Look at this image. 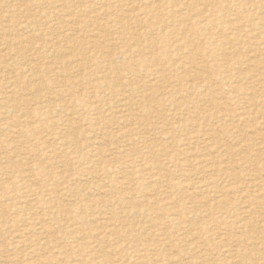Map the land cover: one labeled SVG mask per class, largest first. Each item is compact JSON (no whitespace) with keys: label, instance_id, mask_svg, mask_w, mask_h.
I'll use <instances>...</instances> for the list:
<instances>
[{"label":"rangeland","instance_id":"obj_1","mask_svg":"<svg viewBox=\"0 0 264 264\" xmlns=\"http://www.w3.org/2000/svg\"><path fill=\"white\" fill-rule=\"evenodd\" d=\"M69 1L85 11L68 14L63 0L0 1V264H264V0H217L233 3L221 23L205 9L215 0ZM236 55L231 68L226 57ZM111 66L122 93L103 83ZM244 69L256 83L237 77Z\"/></svg>","mask_w":264,"mask_h":264},{"label":"bare ground","instance_id":"obj_2","mask_svg":"<svg viewBox=\"0 0 264 264\" xmlns=\"http://www.w3.org/2000/svg\"><path fill=\"white\" fill-rule=\"evenodd\" d=\"M0 1L5 2V1H8V0H0ZM105 1H106V0H105ZM114 1H115V0H114ZM129 1H130V0H128V2H129ZM131 1H132V0H131ZM141 1H143V0H141ZM147 1H148V0H147ZM175 1H176V0H167V2H168L170 5H172V6H175V5H176V2H175ZM191 1H192V0H191ZM203 1H204V0H203ZM208 1H210V0H208ZM212 1H213V0H212ZM215 1H216V2H214L212 5H217L216 3L219 2V1H217V0H215ZM49 2H50V1H49ZM63 2L65 3V6L68 7V3H69L70 1H69V0H63ZM74 2H75V1H74ZM76 2H78V0H77ZM76 2H75V3H76ZM103 2H104V1H103ZM109 2H111V0H110ZM115 2H116V1H115ZM128 2H127V3H128ZM186 2H187V1H186ZM206 2H207V1H206ZM222 2H223V1H220V2H219L218 8L216 7L217 9H216V8H212V7H210V6H212V5H210V6L208 5L207 8H205L207 11H210V12H209L210 14H211V12H214L215 14L217 13V15H216V16H213V17H216V18H217V22H218V23H221V20H222V18H223V15H222L223 12H222V11L225 10L224 8H226V10H227V8H230V7H229L230 5H233V3H231V2H226L227 7H225L224 3H222ZM6 3H10V2H6ZM13 3H14V2H13ZM26 3H27V2H26ZM54 3H55V2H54ZM113 3H114V2H113ZM124 3H125V1H124ZM124 3H123V4H124ZM150 3H151V1H150ZM179 3L182 4L181 2H179ZM19 4H20V3H19ZM29 4H30V3H29ZM51 4H53V3H51ZM59 4H60V2H59ZM118 4H119V2H118ZM118 4H117V5H118ZM185 4H186V3H185ZM254 4H255V3H254ZM56 5H57V4H56ZM56 5H55V6H56ZM86 5H87V4H86ZM86 5H85V6H86ZM182 5H183V4H182ZM49 6H50V5H49ZM55 6H54V7H55ZM72 6H76V5L74 4V5H71L70 7L72 8ZM77 6H78V5H77ZM79 6H80V4H79ZM164 6H165V5H164ZM180 6H181V5H180ZM184 6L186 7L187 5H184ZM191 6H192V5H191ZM191 6H190L189 8H193V7H191ZM252 6H254V5H252ZM261 6H262V5H261ZM51 7H52V6H51ZM70 7H68V8H70ZM82 7H83V6H82ZM127 7H128V6H127ZM131 7H132V6H131ZM181 7H182V6H181ZM185 7H184V8H185ZM262 7H263V6H262ZM10 8H11V7H10ZM13 8H14V7H13ZM60 8H61V7H60ZM60 8H59V10H61ZM116 8H117V7H116ZM209 8H211V9H209ZM254 8H256V6H255ZM50 9H51V8H50ZM56 9H57V8H56ZM122 9H123V8H122ZM186 9H187V8H186ZM212 9H213V10H212ZM263 9H264V7H263ZM26 10H27V9H26ZM70 10H71V9H69V11H70ZM128 10H129V9H128ZM153 10H154V9H153ZM184 10H185V9H184ZM192 10H193V9H192ZM192 10H191V11H192ZM54 11H55V13H56V10H54ZM61 11H62V10H61ZM67 11H68V10H67ZM83 11H85L84 8H80V7H79V8L77 9L76 7H74V8H72L71 13H68V14L77 15V14L83 12ZM88 11H89V10H88ZM88 11H87V12H88ZM104 11H105V10H104ZM130 11H131V10H130ZM171 11H172V10H171ZM182 11H183V10H182ZM187 11H188V10H187ZM258 11H259V10H258ZM0 12H1V11H0ZM197 12H198V11H197ZM221 12H222V13H221ZM227 12H228V10H227ZM1 13H2V12H1ZM40 13H41V12H40ZM143 13H144V12H143ZM201 13H202V12H201ZM201 13H199V14H201ZM207 13H208V12H207ZM214 13H213V14H214ZM35 14H37V13H35ZM47 14H48V13H47ZM63 14H64V13H63ZM82 14H83V13H82ZM118 14H119V13H118ZM135 14L138 15V14H140V13H135ZM144 14H145V13H144ZM144 14H143V15H144ZM146 14H147V12H146ZM190 14H191V13H190ZM202 14H203V13H202ZM202 14H201V15H202ZM205 14H206V13H205ZM223 14H224V13H223ZM226 14H227V13H226ZM256 14L258 15L257 18L260 19V22H261L262 20H264V19L262 18V17H263V13H262V14H261V13L258 14L257 11H256ZM57 15H58V13H57ZM97 15H98V14H97ZM140 15H141V14H140ZM171 15H172V14H171ZM182 15H184V14H182ZM206 15H208V14H206ZM0 16H1V15H0ZM5 16H6V15H5ZM59 16H60V15H59ZM99 16H100V15H99ZM99 16H98V17H99ZM104 16H105V15H104ZM131 16H134V15H131ZM184 16H185V15H184ZM195 16H197V15H195ZM209 16H210V15H209ZM209 16H208V17H209ZM54 17H55V15H54ZM65 17H66V16H65ZM68 17H69V16H68ZM96 17H97V16H96ZM126 17H127V16H126ZM150 17L153 18V16H150ZM189 17H190V16H189ZM199 17H200V15H199ZM10 18H11V17H10ZM39 18H40V17H39ZM52 18H53V16H52ZM56 18H57V17H56ZM61 18H62V17H61ZM124 18H125V17H124ZM127 18H128V17H127ZM129 18H130V16H129ZM142 18H144V17H142ZM142 18H139V19H138V20L141 22V23H140L141 25L139 24L140 26H142V23H144ZM184 18H185V17H184ZM195 18H196V17H195ZM205 18H206V17H205ZM216 18H215V19H216ZM232 18H233V17H232ZM257 18H256V19H257ZM0 19H1V17H0ZM3 19H4V18H3ZM31 19H33V18H31ZM40 19H41V18H40ZM40 19H39V20H40ZM98 19H99V18H98ZM113 19H114V18H113ZM115 19H116V18H115ZM149 19H150V18H149ZM157 19H158V18H157ZM157 19H156V20H157ZM160 19H162V18H160ZM179 19H180V18H179ZM186 19H187V18H186ZM200 19H202V17H201ZM209 19H210V18H209ZM235 19H236V18H235ZM33 20H34V19H33ZM37 20H38V19H37ZM47 20H48V19H47ZM51 20H52V19H51ZM55 20H56V19H55ZM67 20H68V18H67ZM91 20H92V19H91ZM126 20H127V19H126ZM133 20H134V19H133ZM133 20H130V21H133ZM136 20H137V19H136ZM1 21H3V20L1 19ZM49 21H50V20H49ZM49 21H48V23H49ZM235 21H236V20H235ZM9 22H11V21H9ZM33 22H34V21H33ZM36 22H37V21H36ZM36 22H35V23H36ZM50 22H51V21H50ZM68 22H69V21H68ZM95 22H96V21H95ZM101 22H102V21H101ZM113 22H114V21H113ZM145 22H146V21H145ZM148 22H149V21H147V23H148ZM206 22H209V21H206ZM206 22H205V23H206ZM230 22H231V21H230ZM233 22H234V21H232V24H233ZM13 23H14V22H13ZM13 23H12V24H13ZM17 23H18V22H17ZM31 23H32V22H29V21H28L27 23H24V24H25L26 26L29 27L30 25H32ZM35 23H34V24H35ZM46 23H47V22H46ZM69 23H70V22H69ZM153 23H156V21H154ZM196 23H197V22H196ZM198 23H200V22H198ZM205 23H204V24H205ZM225 23H226V21H225ZM238 23H239V22H238ZM261 23H262V22H261ZM34 24H33V25H34ZM62 24H63V23H62ZM67 24H68V23H67ZM70 24H71V23H70ZM93 24H94V23H93ZM114 24H115V23H114ZM116 24H117V22H116ZM116 24H115V25H116ZM130 24H131V23H130ZM130 24L128 23V25H130ZM134 24H135V22H134ZM151 24H152V23H151ZM179 24H180V22H178V25H179ZM228 24H229V23H228ZM232 24H230V25H232ZM255 24H256L255 22H254V23H251L252 28L254 27ZM10 25H11V23H10ZM13 25H15V24H13ZM16 25H17V24H16ZM44 25H46V24H44ZM63 25H64V24H63ZM63 25H62V26H63ZM119 25H122V24H119ZM149 25H150V24H149ZM152 25H153V24H152ZM155 25H156V24H155ZM155 25H153V26H155ZM178 25H177V26H178ZM218 25H221V24H218ZM52 26H53V25H52ZM60 26H61V25H60ZM64 26H65V25H64ZM130 26L132 27V25H130ZM146 26H147V25H146ZM182 26H184V25L182 24ZM227 26H228V25H227ZM251 26H250V27H251ZM256 26H257V25H256ZM45 27H46V26H45ZM47 27H48V26H47ZM58 27H59V26H58ZM119 27H120V26H119ZM122 27H123V26H122ZM151 27H152V26H151ZM164 27H165V26H164ZM232 27H233V26H232ZM234 27H235V26H234ZM234 27H233V28H234ZM142 28H143V26H142ZM146 28H147V27H146ZM167 28H168V27H167ZM208 28H209V27H208ZM212 28H213V26H212ZM233 28H232V29H233ZM257 28H258V27H256L255 30H257ZM19 29H21V28H19ZM49 29H50V28H49ZM61 29H62V27H61ZM123 29H124V28H123ZM137 29H139V28H136V30H137ZM147 29H148V28H147ZM163 29H164V28H163ZM163 29H162V30H163ZM186 29H187V28H186ZM202 29H203V27H202ZM217 29H218V28H217ZM237 29H238V28H237ZM9 30H10V29H9ZM21 30H22V29H21ZM30 30H31V29H30ZM52 30H53V28H52ZM102 30H104V29H102ZM102 30H101V31H102ZM166 30H167V29H166ZM173 30H174V29H173ZM173 30H172V32H173ZM180 30H181V29H180ZM205 30H206V28H205ZM210 30H212V29H210ZM225 30H226V29H225ZM249 30H251V29H249ZM252 30H253V29H252ZM7 31H8V30H7ZM39 31H40V30H39ZM73 31H74V30H73ZM159 31H161V30H159ZM175 31H176V30H174V33H175ZM207 31H208V29H207ZM219 31H220V29H219ZM221 31H222V30H221ZM221 31H220V32H221ZM45 32H46V31H45ZM75 32H76V31H75ZM220 32H219V33H220ZM2 33H3V31H2ZM5 33H7V32L5 31ZM47 33H49V32H47ZM71 33H72V32H71ZM98 33H99V32H98ZM130 33H131V32H130ZM161 33H162V32H161ZM169 33H170V32H169ZM184 33H185V32H184ZM222 33H223V32H222ZM244 33H245V32H244ZM249 33H250V31H249ZM9 34H10V32H9ZM44 34H45V33H44ZM51 34H52V32H51ZM51 34H50V36H52ZM131 34H132V33H131ZM162 34H163V33H162ZM164 34H165V33H164ZM164 34H163V35H164ZM170 34H172V33H170ZM185 34H187V33H185ZM185 34H184V35H185ZM256 34H257V33H256ZM0 35H1V34H0ZM38 35H40V36L42 35L41 31L38 32L37 35H35V36H38ZM69 35H70V34H69ZM123 35H125V34H123ZM175 35H176V34H175ZM244 35H245V34H244ZM244 35H243V36H244ZM249 35H250V34H248V36H249ZM251 35H252V34H251ZM251 35H250V36H251ZM257 35H258V34H257ZM260 35H261V34H260ZM11 36H13V35H11ZM11 36H10V37H11ZM40 36H38V37H40ZM143 36H144V35H143ZM145 36H146V35H145ZM170 36H173V34L170 35ZM181 36H182V35H181ZM250 36H249V37H250ZM254 36H255V35H254ZM263 36H264V35H263ZM53 37H54V36H53ZM53 37H52V38H53ZM59 37H60V36H59ZM93 37H94V36H93ZM192 37H193V36H192ZM207 37H208V36H207ZM214 37H215V36H214ZM217 37H219V36L217 35ZM255 37H256V36H255ZM90 38H91V37H90ZM99 38H100V36H99ZM99 38H98V39H99ZM102 38H103V37H102ZM127 38L129 39V37H127ZM168 38H169V37H168ZM171 38H172V37H171ZM173 38H174V37H173ZM193 38H194V37H193ZM193 38H192V39H193ZM215 38H216V37H215ZM220 38H221V37H220ZM225 38H226V37H225ZM253 38H254V37H253ZM256 38H257V37H256ZM19 39H20V38H19ZM27 39H28V38H27ZM61 39H62V38H61ZM61 39H60V40H61ZM192 39H191V40H192ZM210 39H211V38H210ZM218 39H219V38H218ZM226 39H227V38H226ZM248 39H250V38H248ZM257 39H258V38H257ZM257 39H256V40H257ZM260 39H261V36H260ZM13 40H14V38H13ZM24 40H25V39H24ZM28 40H30V39H28ZM42 40H43V38H42ZM58 40H59V39H58ZM62 40H63V39H62ZM103 40H104V38H103ZM129 40H130V39H129ZM174 40H175V39H174ZM179 40H180V39H179ZM191 40H190L188 43H190ZM215 40H217V39H214V41H215ZM223 40H224V39H223ZM223 40H222V41H223ZM262 40H264V39L262 38ZM37 41H38V40H37ZM52 41H53V40H52ZM142 41H143V40H142ZM151 41H152V40H151ZM177 41H178V40H177ZM194 41H195V40H194ZM214 41H213V43H215ZM238 41H239V38L236 37V38H228V41H227V42L233 44V43H236V42H238ZM248 41H249V40H248ZM248 41H247V42H248ZM15 42H16V44L23 45V42L20 41V40L15 39ZM48 42H49V41H48ZM109 42H110V41H109ZM125 42H126V40H125ZM152 42H153V41H152ZM158 42H160V41H158ZM182 42H183V41H182ZM249 42H250V41H249ZM9 43H10V42H9ZM26 43H27V42H26ZM41 43L43 44V42H41ZM44 43H45V41H44ZM46 43H47V42H46ZM61 43H63V42H61ZM90 43H91V42H90ZM183 43H184V42H183ZM192 43H193V42H192ZM192 43H191V44H192ZM222 43H223V42H222ZM12 44H14V43L12 42ZM31 44H32V43H31ZM144 44H145V43H144ZM191 44H190V45H191ZM197 44H198V43H197ZM219 44H220V43H219ZM35 45H36V44H35ZM55 45H56V44H55ZM92 45H93V44H92ZM100 45H101V44H100ZM176 45H177V44H176ZM183 45H186V44H183ZM225 45H226V43H225ZM12 46H14V45H12ZM24 46H26V45H24ZM40 46H41V45H40ZM43 46H44V45H43ZM48 46H49V45H48ZM72 46H73V45H72ZM110 46H111V45H108V47H110ZM162 46H163V45H162ZM227 46H228V45H227ZM229 46H231V45H229ZM7 47H8V46H7ZM17 47H18V46H17ZM17 47H16V48H17ZM19 47H20V46H19ZM19 47H18V48H19ZM30 47H31V45H30ZM33 47H34V46H33ZM53 47H54V46H52V48H50V49H54ZM55 47H56V46H55ZM90 47H91V46H90ZM128 47H129V46H128ZM139 47H140V45H139ZM184 47H185V46H184ZM225 47H226V46H225ZM5 48H6V47H5ZM9 48H10V47H9ZM18 48H17V49H18ZM36 48H37V47H36ZM59 48H61V47L59 46ZM97 48H98V47H97ZM97 48H96V49H97ZM106 48H107V47H106ZM174 48H175V47H174ZM206 48H207V47H206ZM226 48H227V47H226ZM236 48H237V47H236ZM248 48H249V46H248ZM28 49H29V48H28ZM38 49H39V48H38ZM50 49H49V50H50ZM82 49H83V47H82ZM167 49H168V48H167ZM179 49H180V48H179ZM199 49H200V48H199ZM227 49H228V48H227ZM5 50H6V49H5ZM93 50H94V49H93ZM192 50H193V48H192ZM194 50H195V49H194ZM194 50H193V51H194ZM196 50H198V49H196ZM202 50H206V49L203 47ZM202 50H201V51H202ZM228 50H230V49H228ZM31 51H33V50H31ZM57 51H59V50H57ZM86 51H87V50H86ZM144 51H145V50H144ZM172 51H173V50H172ZM190 51H191V50H190ZM190 51H189V52H190ZM214 51H216V50H214ZM221 51H223V50H221ZM221 51H220V52H221ZM12 52H13V51H12ZM25 52H26V51H25ZM44 52H45V50H44ZM107 52H108V51H107ZM125 52H127V50H126ZM147 52H148V51L146 50V53H147ZM216 52H217V51H216ZM218 52H219V51H218ZM220 52H219L218 55H220ZM234 52H235V51H234ZM236 52H237V51H236ZM5 53H6V52H5ZM16 53H17V52H16ZM23 53H24V52H23ZM30 53H31V52H30ZM74 53H75V52H74ZM77 53H78V52H77ZM77 53H75V54H77ZM144 53H145V52H144ZM158 53H159V52H158ZM172 53H174V51H173ZM210 53H213V52H210ZM210 53H209V55H210ZM7 54H8V52H7ZM36 54H37V53H36ZM43 54H44V53H43ZM45 54H46V53H45ZM75 54H74V55H75ZM140 54H141V52H140ZM174 54L176 55V52H175ZM177 54H178V52H177ZM186 54H187V52H186ZM190 54H191V53H190ZM190 54H189V56H190ZM193 54H194V52H193ZM197 54H198V53H197ZM216 54H217V53H216ZM230 54H231V53H230ZM230 54H229V55H230ZM233 54H234V53H233ZM29 55H30V54H29ZM29 55H28V56H29ZM33 55H34V54H33ZM77 55H79V53H78ZM122 55H123V54H122ZM124 55H125V54H124ZM131 55H132V54H131ZM131 55H130V56H131ZM157 55H158V54H157ZM160 55H163V54H160ZM169 55H170V54H169ZM169 55H168V56H169ZM180 55H181V54H180ZM182 55H183V54H182ZM198 55H199V54H198ZM218 55H217V56H218ZM227 55H228V54H227ZM240 55H241V54H240ZM240 55H236V56H234V57H226V59H227L226 62H227V64H228V66H231V68H232V66H234V64L237 63L238 66H236V67L234 66V67H235V68H239V66H240L239 64L242 62V60H241L242 58H240V57H241ZM80 56H81V55H80ZM150 56H151V54H150ZM173 56H174V55H173ZM178 56H179V55H178ZM187 56H188V55H187ZM193 56H194V55H193ZM214 56H215V53H214ZM7 57H8V56H7ZM24 57H25V56H24ZM31 57H32V56H31ZM84 57H86V56H84ZM151 57H152V56H151ZM151 57H150V59L153 58V57H152V58H151ZM154 57H155V56H154ZM158 57H160V56H158ZM174 57H175V56H174ZM183 57L188 59V57H186L185 55H184ZM244 57H245V55H244ZM15 58H16V56H15ZM49 58H50V56H49ZM133 58H134V57H133ZM147 58H148V57H147ZM169 58H170V57H169ZM245 58H246V57H245ZM248 58H249V57H248ZM3 59H4V58H3ZM6 59H7V58H6ZM20 59H21V57H20ZM20 59H19V60H20ZM24 59H26V58H24ZM35 59H36V58H35ZM74 59H75V58H74ZM83 59H84V58H83ZM92 59H94V56H93ZM150 59H149V60H150ZM162 59H163V57H162ZM172 59H174V58H172ZM216 59H217V57H216ZM45 60H46V59H45ZM123 60H125V59H123ZM164 60H165V58H164ZM168 60H169V59H168ZM183 60H184V59H183ZM146 61L148 62V60H146ZM146 61H145V62H146ZM155 61H156V60H155ZM166 61H167V60H166ZM170 61H171V59H170ZM173 61H175V60H173ZM178 61H179V60H178ZM178 61H177V64H178ZM192 61H193V60H192ZM224 61H225V60H224ZM244 61H245V60H244ZM24 62H25V61H24ZM71 62H72V61H71ZM151 62H153V61H151ZM167 62H168V61H167ZM179 62H180V61H179ZM190 62H191V61H190ZM250 62H251V61H250ZM250 62H249V63L246 62V63H247V64H250ZM8 63H9V62H8ZM10 63H11V61H10ZM12 63H13V62H12ZM15 63H16V62H15ZM19 63H22V62H19ZM67 63H68V62H65V63L62 62V65L64 64V66L62 67V69H63V68L65 69L66 67H68V66H67ZM104 63H106V61H105ZM148 63H149L150 66L152 65V64H150V62H148ZM180 63H181V62H180ZM183 63H184V61H183ZM196 63H198V62H196ZM196 63H195L194 65H196ZM145 64H146V63H145ZM170 64H171V63H170ZM204 64H205V63H204ZM227 64H226V65H227ZM243 64H244V63H243ZM22 65H23V64H22ZM57 65H58V64H57ZM103 65H106V64H103ZM142 65H143V64H142ZM168 65H169V64H168ZM206 65H207V64H206ZM4 66H7V65H4ZM8 66H9V65H8ZM27 66H28V65H27ZM143 66H144V65H143ZM184 66H185V65H184ZM184 66H183V67H184ZM222 66H223V65H222ZM224 66H225V65H224ZM250 66H251V65H250ZM258 66H259V65H258ZM19 67L21 68V65H20ZM137 67H138V65H137ZM145 67H147V66H145ZM153 67H154V66H153ZM178 67L180 68V65H179ZM201 67H202V66H201ZM206 67H208V65H207ZM217 67H218V65H217ZM242 67H243V66H242ZM252 67H257V66H256V65H254V66L252 65ZM259 67H260V66H259ZM33 68H34V67H33ZM105 68H106V67H105ZM194 68H196V67H194ZM221 68H222V67H221ZM247 68H248V67H247ZM260 68H261V67H260ZM0 69H1V67H0ZM114 69H115V68H114ZM152 69H153V68H152ZM202 69H204V68H202ZM202 69H201V70H202ZM240 69H241V68H240ZM262 69H263V68H262ZM179 70H180V69H179ZM192 70H193V69H192ZM195 70H196V69H195ZM235 70H236V69H235ZM26 71H27V70H26ZM68 71H69V70H68ZM112 71H113V68H112V66H111V68H109V70L107 71L106 79L104 78V81H103V83H104L107 87H115V86H116V85H115L116 83L113 84L112 81H113V79H116L117 77H115V76L113 75ZM204 71H205V69H204ZM24 72H25V71H24ZM24 72H23V74H24ZM94 72H96V71H94ZM100 72H101V71H100ZM100 72H99V73H100ZM104 72H105V71H104ZM149 72H150V71H149ZM159 72H160V71H159ZM180 72H182V71H180ZM205 72H206V71H205ZM236 72H237V71H236ZM30 73L32 74V72H30ZM34 73H35V72H34ZM146 73H147V71H146ZM156 73H157V71H156ZM178 73H179V72H178ZM183 73H184V72H183ZM187 73H189V72H187ZM194 73H196V71H195ZM252 73H253V72H252ZM252 73H251L250 71H247V70L245 71V69H244V70H239V71H238V74H237V77L241 74V77H240V78H243V79H241V80H244V79H245V80H248V79H249L250 81H252V82L254 81V82H255V81H256V78L253 77L254 74H252ZM100 74H101V73H100ZM104 74H105V73H104ZM104 74H103V75H104ZM149 74H150V73H149ZM149 74H146L145 77L148 78L147 75H149ZM152 74H153V73H152ZM160 74H161V72H160ZM191 74H192V72H191ZM197 74H198V73H197ZM200 74H201V73H200ZM206 74H207V73H206ZM96 75H98V74L96 73ZM193 75H194V74H193ZM208 75H209V79H210V77H211L212 74L210 75V74L208 73ZM235 75H236V74H235ZM263 75H264V74H263ZM34 76H35V75H34ZM66 76H67V75H66ZM150 76H151V75H150ZM153 76H154V75H153ZM188 76H189V75H188ZM217 76H219V75H217ZM226 76H227V74L224 75V77H226ZM257 76H258V75H257ZM19 77H21V75H20ZM19 77H17V78H19ZM94 77H95V76H94ZM98 77H99V76H98ZM100 77H101V75H100ZM127 77H128V76H127ZM138 77H139V76H138ZM200 77H201V76H200ZM212 77H213V76H212ZM227 77H229V76H227ZM237 77H236V78H237ZM6 78H7V77H6ZM146 78H145V79H146ZM188 78H189V77H187V79H188ZM234 78H235V76H234ZM236 78H235V80H233V81H237ZM258 78H259V77H258ZM122 79H123V78H122ZM132 79H133V78H132ZM138 79H139V78H138ZM181 79H183V77H182ZM205 79H206V78H205ZM217 79H218V78H217ZM217 79H216V80H217ZM1 80H2V79H1ZM98 80H99V79H98ZM101 80H102V79H101ZM154 80H155V79H154ZM183 80H184V79H183ZM191 80H192V79H191ZM195 80H196V79H195ZM203 80H204V79H203ZM257 80H258V79H257ZM261 80H262V78H261ZM67 81H69V82L71 81V78H70L69 76H68V78H67ZM120 81H121V80H120ZM207 81H208V80H207ZM207 81H206V82H207ZM217 81H218V80H217ZM22 82H23V81H22ZM37 82H38V81H37ZM116 82H118V81H116ZM126 82H127V81H126ZM139 82H140V81H139ZM202 82H203V81H202ZM3 83H4V82H3ZM5 83H6V82H5ZM43 83H44V82H43ZM43 83H41V84H43ZM103 83H102V84H103ZM140 83H141V82H140ZM207 83H208V82H207ZM210 83H211V82H210ZM229 83L231 84L230 81H229ZM246 83H247V82H246ZM255 83H256V82H255ZM41 84H38V86L36 85V86H37L36 89H37L38 92H39V90H40V87H41L40 85H41ZM142 84H143V83H142ZM146 84H147V83H146ZM205 84H206V83H205ZM205 84H204V86H205ZM233 84H234V83H233ZM235 84H236V83H235ZM237 84H238V82H237ZM12 85H13V83H12ZM80 85H81V84H80ZM97 85H98V84H97ZM119 85H120V84H119ZM143 85H144V84H143ZM143 85H141V86H143ZM153 85H155V84L153 83ZM188 85H189V84H188ZM206 85H209V86H210V84H206ZM238 85H239V84H238ZM238 85H237V86H238ZM6 86H7V85H6ZM6 86H5V87H6ZM9 86H11V85H9ZM9 86H8V87H9ZM46 86H47V85H46V83H45V84H44V87H46ZM101 86H102V85H101ZM126 86H128V85H126ZM126 86H125V87H126ZM134 86H135V85H134ZM149 86H150V85H149ZM182 86H184V85H182ZM195 86H196V85H195ZM234 86H235V85H234ZM239 86H240V85H239ZM260 86H262V85H260ZM8 87H7V88H8ZM116 87H117V86H116ZM125 87H124V88H125ZM129 87H130V86H129ZM129 87H128V89H130ZM136 87H138V89H140L139 86L136 85ZM136 87H135V88H136ZM171 87H172V86H171ZM186 87H188V86H186ZM197 87H198V86H197ZM9 88H10V87H9ZM71 88H72V87H70V89H71ZM75 88H76V87H75ZM85 88H86V87H85ZM93 88H94V87H93ZM105 88H106V87H105ZM117 88H118V87H117ZM124 88H123V89H124ZM142 88H144V87H142ZM174 88H175V87H174ZM202 88H203V87H202ZM209 88H210V87H209ZM234 88L236 89V87H234ZM234 88H233V89H234ZM239 88H240L239 91H243V89H244L243 87H239ZM46 89H47V88H46ZM87 89H88V88H87ZM98 89H99V88H98ZM102 89H103V88H102ZM106 89L108 90V88H106ZM118 89H119V88H118ZM138 89H137V90H138ZM148 89H149V88H148ZM204 89H205V88H204ZM206 89H208V88L206 87ZM241 89H242V90H241ZM252 89H253V86H252ZM254 89H255V87H254ZM42 90H44V89H42ZM90 90H93V89H90ZM103 90H105V89H103ZM133 90H134V89H133ZM135 90H136V89H135ZM163 90H164V89H163ZM188 90H189V88H188ZM190 90H191V89H190ZM211 90H213V89H211ZM216 90H217V89H216ZM245 90H246V89H244V92H245ZM85 91H86V90H85ZM113 91H114V90H113ZM118 91L121 92L120 89H119ZM123 91H124V90H123ZM128 91L130 92V90H127V92H128ZM139 91H140V90H139ZM173 91H175V89H174ZM179 91H181V90H179ZM201 91H202V90H201ZM204 91H206V90H204ZM213 91H214V90H213ZM230 91H231V89H230ZM237 91H238V90H237ZM239 91H238V94H239ZM80 92H81V91H79V92H77V93H80ZM90 92H92V91H90ZM136 92H138V91H136ZM183 92H184V91H183ZM198 92H200V91H198ZM198 92H197V93H198ZM208 92H209V91H208ZM211 92H212V91H211ZM244 92H243V93H244ZM246 92H247V91H246ZM246 92H245V94H246ZM250 92H252V91H250ZM114 93H115V91H114ZM121 93H122V92H121ZM125 93H126V92H125ZM125 93H124V94H125ZM132 93H133V92H132ZM152 93H154V92H152ZM159 93H160V92H159ZM170 93H171V92H170ZM176 93H177V92H176ZM205 93H207V92H205ZM218 93H219V92H218ZM252 93L254 94V92H252ZM59 94H60V93H59ZM89 94H91V93H89ZM119 94H120V93H119ZM135 94H136V93H135ZM232 94H234V93L232 92ZM235 94H236V93H235ZM235 94H234V95H235ZM238 94H236V95H238ZM248 94H249V93H248ZM248 94H247V96H248ZM253 94H251V95H253ZM52 95H53V94H52ZM113 95H114V96H115V95L117 96V95H118V92H116V94H113ZM122 95H123V94H122ZM122 95H120V96H122ZM130 95H131V94H130ZM164 95H165V94H164ZM169 95H170V94H169ZM189 95H190V94H189ZM239 95H240V94H239ZM11 96H13V95L10 94V96H9V97H10V100L12 99V100L14 101V98H12ZM47 96H48V95H47ZM54 96H55V95H54ZM54 96H53V98H54ZM64 96H65V95H64ZM118 96H119V95H118ZM201 96H202V95H201ZM207 96H208V95H207ZM218 96H219V95H218ZM232 96H233V95H232ZM241 96H243V94H242ZM241 96H240V97H241ZM65 97H66V96H65ZM75 97H76V96H75ZM79 97H81V96L79 95ZM124 97H125V96H124ZM131 97H133V96H131ZM134 97H135V96H134ZM139 97H141V96H139ZM190 97H191V96H190ZM233 97H234V96H233ZM240 97H239V98H240ZM248 97H249V96H248ZM250 97H251V98H250V100H251L250 102H252V104H255V103L257 102V101L255 102L256 99L253 100V99H252V96H250ZM40 98H41V97H40ZM117 98H118V97H117ZM121 98H122V97H121ZM121 98H120V100H121ZM127 98H128V96H127ZM127 98H126V99H127ZM171 98H172V97H171ZM194 98H195V97H194ZM255 98H257V97H255ZM258 98H259V97H258ZM50 99H51V98H50ZM177 99H178V98H177ZM180 99H181V98H180ZM218 99H219V98H218ZM237 99H238V97H237ZM245 99H247V98H245ZM248 99H249V98H248ZM52 100H53V99H52ZM105 100H107V99H105ZM127 100H128V99H127ZM132 100H133V99H131V101H132ZM171 100H172V99H171ZM171 100H170V102H171ZM173 100H174V99H173ZM197 100H198V99H197ZM115 101L118 102V100H115ZM129 101H130V100H129ZM234 101H235V100H234ZM244 101H245V100H244ZM247 101H248V100H247ZM247 101H246V102H247ZM116 102H115V103H116ZM141 102H142V101H141ZM173 102L175 103L176 101H173ZM178 102H181V101H178ZM209 102H211V101H209ZM250 102H249V103H250ZM102 103H103V102H102ZM104 103H106V102H104ZM113 103H114V102H113ZM154 103H155V102H154ZM174 103H173V104H174ZM217 103H220V102H217ZM228 103H230V102H228ZM65 104H66V103H65ZM95 104H96V103H95ZM110 104H111V103H110ZM123 104H124V103H123ZM129 104H130V103H129ZM146 104H147V102H146ZM166 104H167V103H166ZM222 104H224V102H223ZM246 104H248V103H246ZM250 104H251V103H250ZM258 104H260V103L258 102ZM125 105H126V104H125ZM136 105H137V104H135V106H136ZM219 105H221V104H219ZM232 105H233V104H232ZM237 105H238V103L236 104V106H237ZM240 105H242V104H239V107H240ZM72 106H73V105H72ZM123 106H124V105H123ZM139 106H140V105H139ZM139 106H137V108H139ZM144 106H145V105H144ZM148 106H149V104H148ZM173 106H175V105H173ZM225 106H226V104H225ZM228 106H230V105H228ZM233 106H234V105H233ZM248 106H250V105H248ZM13 107L16 108L17 105H14V104H13ZM70 107H71V106H70ZM118 107H120V106L118 105L117 108H118ZM126 107H127V106H126ZM145 107H146V106H145ZM149 107H150V106H149ZM157 107H158V106H157ZM221 107H222V105H221ZM223 107H224V106H223ZM234 107H235V106H234ZM237 107H238V106H237ZM242 107H243V105H242ZM254 107H256V106H254ZM63 108H64V107H63ZM84 108H85V107H84ZM110 108H111V107H110ZM121 108H122V107H121ZM137 108H136V109H137ZM142 108H144V107H141L140 109H142ZM216 108H217V106H216ZM227 108H228V107H227ZM245 108H246V107H245ZM252 108H253V107H252ZM252 108H250V109H252ZM54 109H55V108H54ZM102 109H104V108H102ZM123 109H125V108H122V110H123ZM136 109H135V110H136ZM230 109H231V108H230ZM238 109H240V108H238ZM65 110H66V109H65ZM106 110H108V109L106 108ZM116 110H117V109H116ZM147 110H148V109H147ZM150 110H151V109H150ZM217 110H218V108H217ZM241 110H244V109L241 108ZM254 110H255V109H254ZM254 110H253V111H254ZM54 111H56V110H54ZM103 111H104V110H103ZM237 111H238V110H237ZM246 111H247V110H246ZM246 111L244 110V112H246ZM251 111H252V110H251ZM253 111H252V112H253ZM90 112H91V111H90ZM240 112L242 113V111H240ZM102 113H103V112H102ZM117 113H118V112H117ZM119 113H120V112H119ZM122 113H123V112H122ZM144 113H145V112H143V114H144ZM226 113H227V112H226ZM234 113H235V112H234ZM234 113L232 114V111H231V114L233 115V118H235V117H234V115H235ZM237 113H238V112H237ZM241 113H240V114H241ZM254 113H255V112H254ZM258 113H259V112H258ZM9 114H12V113H9ZM110 114H111V113H110ZM114 114H115V113H114ZM114 114H112V116H113ZM149 114H150V112H149ZM229 114H230V113H229ZM256 114H257V113H256ZM256 114H255V115H256ZM63 115H65V114H63ZM127 115H128V114H127ZM145 115H146V114H145ZM172 115H173V114H172ZM174 115H175V114H174ZM232 115H231V116H232ZM242 115H244V114H242ZM252 115H253V114H252ZM7 116H8V115H7ZM91 116H92V115H91ZM102 116H103V115H102ZM117 116H119V115H117ZM128 116H129V115H128ZM130 116H131V115H130ZM221 116H223V115H221ZM235 116H236V115H235ZM70 117H71V116H70ZM66 118H67V117H66ZM119 118L121 119V117H119ZM119 118H118V119H119ZM122 118H123V115H122ZM231 118H232V117H230V120H231ZM256 118H258V117H256ZM5 119H6V118H5ZM70 119H71V118H70ZM103 119H106V118L103 117ZM116 119H117V118H116ZM67 120H68V118H67ZM171 120H173L172 117H171ZM185 120H186V119H185ZM188 120H189V119H188ZM228 120H229V119H228ZM228 120H227V121H228ZM236 120H237V119H236ZM240 120H241V119H240ZM251 120H252V119H251ZM71 121H72V119H71ZM73 121H74V120H73ZM130 121H131V120H130ZM156 121H157V120H156ZM175 121H176V120H175ZM189 121H190V120H189ZM248 121H250V120H248ZM224 122H225V121H224ZM26 123H27V122H26ZM26 123H25V124H26ZM115 123H116V122H115ZM170 123H171V122H170ZM177 123H178V122H177ZM181 123H182V122H181ZM181 123H180V125H181ZM226 123H227V122H226ZM243 123H244V122H243ZM27 124H28V123H27ZM129 124H131V122H130ZM136 124H137V123H136ZM171 124H172V123H171ZM247 124H248V123H247ZM8 125H9V124H8ZM141 125H142V124H141ZM183 125H184V124H183ZM237 125H238V124H237ZM237 125H235V126H237ZM258 125H259V124H258ZM23 126H25V125H23ZM119 126H120V125H119ZM239 126H240V125H239ZM263 126H264V125H263ZM123 127H124V126H123ZM243 127H244V126H243ZM259 127H261V125H260ZM259 127H257V128H259ZM116 128H117V127H116ZM160 128H161V126H160ZM235 128H236V127H235ZM237 128H238V126H237ZM262 128H263V127H262ZM23 129H24V128H23ZM124 129H125V128H124ZM129 129H130V128H129ZM164 129H165V128H164ZM178 130H179V128H178ZM12 131H13V130H12ZM115 131H117V130H115ZM258 131H260V130H258ZM18 132H19V131H18ZM21 132H22V131H21ZM30 132H31V131H30ZM91 132H92V131H91ZM140 132H141V131H140ZM233 132H235V131H233ZM251 132H252V131H251ZM9 133H11V132L9 131ZM63 133H64V132H63ZM92 133H93V132H92ZM216 133H217V132H216ZM252 133H253V132H252ZM217 134H218V133H217ZM226 134H227V132H226ZM230 134H231L230 136H232V133H230ZM129 135H130V134H129ZM148 135H149V134H148ZM174 135H175V133H174ZM13 136L15 137L16 135H13ZM24 136H25V135H24ZM133 136H134V135H133ZM200 136H201V135H200ZM210 136H212V135H210ZM217 136H218V135H217ZM226 136H227V135H226ZM234 136H235V135H234ZM16 137H17V136H16ZM87 137H89V136H87ZM203 137H204V136H203ZM260 137H262V136H260ZM204 138H207V137H204ZM254 138H255V137H254ZM87 139H88V138H87ZM89 139H90V137H89ZM240 139H241V137H240ZM29 140H30V139H29ZM51 140H52V139H51ZM118 140H119V139H118ZM210 140H211V139H210ZM254 140H255V139H254ZM55 141H56V140H55ZM207 141H208V139H207ZM211 141H212V140H211ZM213 141H214V140H213ZM213 141H212V142H213ZM233 141H234V140H233ZM258 141H259V140H258ZM25 142H26V141H25ZM56 142H57V141H56ZM63 142L65 143V142H67V141L64 139ZM63 142H62V143H63ZM101 142H102V141H101ZM101 142H100V143H101ZM104 142H105V141H104ZM104 142H103V143H104ZM129 142H130V141H129ZM214 142H215V141H214ZM214 142H213V143H214ZM238 142H239V141H238ZM249 142H250V141H249ZM100 143H98V144L100 145ZM106 143H107V142H106ZM113 143H114V141H113ZM115 143H116V142H115ZM124 143H125V142H124ZM130 143H131V142H130ZM133 143H135V142H133ZM157 143H158V142H157ZM209 143H211V142H209ZM90 144H91V143H89V145H87V146H90ZM117 144H118V143H117ZM215 144H216V143H215ZM220 144H221V143H220ZM249 144L252 145V143H249ZM259 144H260V143H259ZM61 145H62V144H61ZM71 145H72V144H71ZM92 145H93V144H92ZM213 145H214V144H213ZM222 145H223V144H222ZM245 145H246V144H245ZM245 145H243V146L245 147ZM63 146H64V144H63ZM67 146H68V145H67ZM69 146H70V145H69ZM151 146H152V145H151ZM211 146H212V144H211ZM215 146H216V145H215ZM215 146H214V147H215ZM219 146H220V145H219ZM241 146H242V145H241ZM246 146H248V145H246ZM258 146H259V145H258ZM17 147H19V146H17ZM113 147H114V146H113ZM216 147H217V146H216ZM249 147H251V146H249ZM249 147H248V148H249ZM91 148H92V147H91ZM66 149H67V148H66ZM216 149H218V148H216ZM113 150H114V149H113ZM167 150H169V149H167ZM184 151H185V150H184ZM214 151H215V150H214ZM256 151H257V150H256ZM258 151H259V150H258ZM97 152H98V151H97ZM94 153H95V152H94ZM123 153H124V152H123ZM196 153H197V152H196ZM235 153H236V152H235ZM110 154H111V153H110ZM119 154H120V153H119ZM262 154H263V153H262ZM176 155H177V154H176ZM186 155H187V154H186ZM194 155H195V154H194ZM198 155H199V154H198ZM204 155H205V154H204ZM209 155H210V154H209ZM224 155H225V154H224ZM131 156H132V155H131ZM192 156H193V155H192ZM214 156H215V155H214ZM151 157H152V156H151ZM182 157H183V156H182ZM195 157H196V155H195ZM2 158H3V157H2ZM183 158H184V157H183ZM202 158H203V157H202ZM202 158H199L198 160H200V159H202ZM222 158H223V157H222ZM3 159H4V158H3ZM158 159H159V158H158ZM165 159H166V158H165ZM190 159H191V158H190ZM196 159H197V158H196ZM207 159H208V158H207ZM223 159H224V158H223ZM244 159H245V158H244ZM244 159H242V160H244ZM5 160H6V159H5ZM169 160H170V159H169ZM198 160H197V161H198ZM202 160H203V159H202ZM208 161H209V160H208ZM210 161H211V160H210ZM108 162H109V161H108ZM191 162H192V161H191ZM211 162L213 163V161H211ZM214 162H215V161H214ZM0 163H1V161H0ZM111 163H112V162H111ZM138 163H139V162H138ZM196 163H197V162H196ZM112 164H113V163H112ZM198 164H199V163H198ZM198 164H197V165H198ZM203 164H204V163H203ZM210 164H211V163H210ZM235 164H236V163H235ZM1 165H2V164H1ZM195 165H196V164H195ZM199 165H200V164H199ZM250 165H251V164H250ZM2 166H3V165H2ZM91 166H92V165H91ZM110 166H111V164H110ZM239 166H240V165H239ZM160 167H161V166H160ZM190 167H191V166H190ZM201 167H202V166H201ZM201 167H199V169H201ZM208 167L210 168V166H208ZM109 168H110V167H109ZM227 168H228V167H227ZM227 168H226V169H227ZM87 169H91V168L88 167ZM138 169H139V168H138ZM153 169H154V168H153ZM230 169H231V168H230ZM232 169H233V168H232ZM0 170H1V168H0ZM151 170H152V169H151ZM90 171H91V170H90ZM90 171H89V172H90ZM102 171H103V170H102ZM104 171H105V170H104ZM104 171H103V173H104ZM108 171H109V169H108ZM140 171H141V170H140ZM142 171H143V169H142ZM159 171H160V170H159ZM162 171H163V170H162ZM220 171H221V170H220ZM229 171H230V170H229ZM110 172H111V170H110ZM115 172H116V171H115ZM137 172H139V170H138ZM137 172H136V173H137ZM139 173H140V172H139ZM143 173H144V172H143ZM151 173H152V172H151ZM151 173H150V174H151ZM115 174H116V173H115ZM155 174H156V173H155ZM160 174H161V173H160ZM246 174H249V173H246ZM113 175H114V173H113ZM203 175H205V174H203ZM210 175H211V174H210ZM212 175H213V174H212ZM105 176L107 177V175H105ZM249 176H251V175H249ZM255 176H256V175H255ZM98 177H99V178H104V175H103V177H100V176H98ZM108 177H109V176H108ZM224 177H225V176H224ZM250 178H251V177H250ZM23 180H24V178H22V182H23ZM253 180H254V179H253ZM255 180H256V179H255ZM24 181H25V180H24ZM155 181H156V180H155ZM155 181L153 180V182H155ZM161 181H162V180H161ZM212 181H213V180H212ZM212 181H211V182H212ZM215 181H216V180H215ZM235 181H236V180H235ZM25 182H26V181H25ZM156 182H157V181H156ZM158 182H160V181H158ZM158 182H157V183H158ZM204 182H205V181H204ZM248 182H249V180H248ZM26 183H27V182H26ZM157 183H156V184H157ZM213 183L216 184V182H213ZM28 184H29V182H28ZM234 184H235V182H234ZM234 184H233V185H234ZM236 184H237V183H236ZM23 185H25L24 182H23ZM250 185H251V184H250ZM252 185H253V184H252ZM254 185H255V184H254ZM254 185H253V186H254ZM213 186H215V185H212V187H213ZM25 187H26V186H25ZM99 187H100V186H99ZM159 187H160V186H159ZM96 188H98V187H96ZM215 188H216V187H215ZM230 188H231V187H230ZM230 188H229V189H230ZM249 188H250V187H249ZM258 188H259V187H258ZM213 189H214V188H213ZM232 189L235 190L234 188H232ZM261 189H262V188H261ZM102 191H103V190H102ZM213 191H214V190H213ZM235 191H236V190H235ZM238 191H239V190H238ZM238 191H236V192H238ZM254 191H255V190H254ZM27 192H28V189H27ZM218 193L220 194L221 192H218ZM228 193H229V192H228ZM231 193H233V192H231ZM234 193H235V192H234ZM35 194H36V192H35ZM196 194H197V193H196ZM215 194H216V193H215ZM258 194H260V193H258ZM48 195H49V194H48ZM213 195H214V193H213ZM249 195H250V194H249ZM222 196H223V195H222ZM225 196H226V195H225ZM258 196H259V195H258ZM189 197H191V196H189ZM219 197H220V196H219ZM259 197H260V196H259ZM247 198H248V197H247ZM261 198H262V197H261ZM19 199H20V198H19ZM220 199H221V198H220ZM220 199H219V201H221ZM222 199H225V197L222 198ZM192 200H193V199H192ZM248 200H249V199H248ZM219 201H218V202H219ZM249 201H250V200H249ZM252 202H253V201H252ZM260 202H261V201H260ZM14 203L16 204V202H14ZM263 203H264V201H263ZM45 204H46V203H45ZM220 204H221V203H220ZM223 204H224V203H223ZM225 204H227V203H225ZM259 204H260V203H259ZM250 205H251V204H250ZM259 206H260V205H259ZM261 206H262V205H261ZM230 207H231V206H230ZM246 207H247V204H246ZM253 207H254V205H253ZM18 208H19V206H18ZM37 208H38V207H37ZM247 208H248V207H247ZM20 209H21V208H20ZM34 209H35V208H34ZM50 209H51V207H50ZM50 209H49V210H50ZM253 209H254V208H253ZM17 211H18V209H17ZM54 212H55V211L53 210V213H54ZM67 212H68V211H67ZM199 212H200V211H199ZM253 212H254V211H253ZM60 213H61V212H60ZM62 213H63V212H62ZM65 213H66V212H65ZM65 213H64V214H65ZM197 213H198V212H197ZM54 214H55V213H54ZM245 214L248 215L249 213H248V214L245 213ZM254 215H255V214H254ZM262 215H263V214H262ZM260 216H261V215H260ZM197 217H198V216H197ZM34 218H35V217H34ZM31 219H33V218H31ZM17 220H18V218H17ZM17 220H16V221H17ZM19 221H20V220H19ZM35 221H36V220H35ZM253 221H255V220H253ZM248 222H249V221H248ZM69 223H70V221H69ZM195 224H196V223H195ZM12 225L14 226V223H13ZM215 225H216V224H215ZM244 226H245V225H244ZM240 227L242 228L243 226H240ZM192 228H193V227H192ZM244 228H245V227H244ZM10 229H12V228H10ZM190 229H191V228H190ZM247 229H249V228H247ZM44 230H45V229H44ZM118 230H119V229H118ZM189 231H191V230H189ZM44 232H46V231H44ZM105 232H106V231H105ZM116 232H117V231H116ZM109 233H110V232L108 231V234H109ZM113 233H114V232H113ZM105 234H106V233H105ZM105 234H104V236H105ZM108 234H106V235H108ZM109 235H112V234H109ZM208 235H209V234H208ZM102 237H103V236H101V238H102ZM199 238H201V237H199ZM102 239H103V238H102ZM103 240H104V239H103ZM39 241H40V240H39ZM105 241H106V237H105ZM88 242H89V241H88ZM88 242H87V243H88ZM202 242H203V241H202ZM207 243H208V242H207ZM32 245L34 246V244H32ZM41 245H42V244H41ZM96 245H97V244H96ZM197 246H198V244H197ZM205 248H206V247H205ZM194 249H195V248H194ZM212 249H213V248H212ZM47 250H48V249H47ZM108 251H109V250H108ZM110 251H111V250H110ZM195 251H196V250H195ZM199 251H200V250H199ZM212 251H213V250H212ZM93 252H94V251H93ZM197 252H198V251H197ZM208 252H209V251H208ZM208 252H207V254H208ZM109 253H110V252H109ZM94 254H95V252H94ZM103 254H104V252H103ZM42 255H43V254H42ZM109 255H110V254H109ZM112 255H113V254H112ZM110 256H111V255H110ZM102 257H103V255H102ZM105 257H106V255H105ZM243 257H245V255H243ZM247 257H248V256H247ZM41 258H42V257H41ZM49 258H50V257H49ZM107 258H108V257H107ZM233 258H234V257H233ZM90 259H91V258H90ZM92 259H93V258H92ZM208 259H209V258H208ZM239 259H240V258H239ZM233 260H234V259H233ZM92 261H93V260H92ZM93 262H94V261H93ZM101 262H102V261H101ZM234 262H235V261H234ZM106 263H107V262H106ZM108 263H109V261H108ZM110 263H111V262H110ZM95 264H96V263H95ZM99 264H100V261H99ZM102 264H103V263H102ZM111 264H112V263H111Z\"/></svg>","mask_w":264,"mask_h":264}]
</instances>
